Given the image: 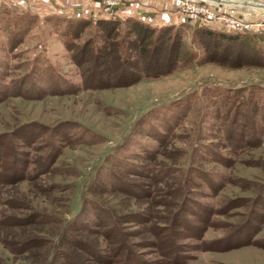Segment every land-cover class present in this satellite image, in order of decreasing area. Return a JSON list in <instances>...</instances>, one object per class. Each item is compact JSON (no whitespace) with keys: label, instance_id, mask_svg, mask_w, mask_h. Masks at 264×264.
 Returning a JSON list of instances; mask_svg holds the SVG:
<instances>
[{"label":"rangeland","instance_id":"1","mask_svg":"<svg viewBox=\"0 0 264 264\" xmlns=\"http://www.w3.org/2000/svg\"><path fill=\"white\" fill-rule=\"evenodd\" d=\"M94 1L0 0V181L8 180L0 188V197L8 198L14 207L6 211L13 217L0 227V244L2 239L14 247L29 244L32 252L29 260L11 257L0 245V264H36L35 261L43 264L45 254L42 245H37L43 236L42 229L33 222L32 213L36 210L60 213L66 206L67 215L72 217L82 205L80 197L86 181L103 184L100 188L111 187L108 184L113 174L125 168L138 169L143 159L155 154L158 178L164 172L178 171L183 175L189 173L193 179V192H189L188 201L184 199L188 206L186 211L181 210L184 224L192 225L191 229L186 227L190 231L195 226L202 227L203 239L217 240L213 242L215 248L193 251L195 239L190 231L182 226L174 228L181 247L177 256L195 253L187 264H264V250L244 244L250 239L264 242V64H238L242 47L234 46L236 49L211 55L212 44H209L211 58L206 61V53L195 41L192 27L194 24L238 31L253 40L251 45L261 47L264 8L218 5L231 16L260 23L239 31L218 20L207 22L184 14L177 3L181 22L189 24L180 28L182 46L171 70L139 81L125 78L114 81L94 70L96 65V69L109 70V62L98 68L101 64L89 60L84 64L87 78L109 79L117 85L86 90L71 62L72 52L65 45L68 39L83 41L92 36L90 25L75 40L68 32V24L75 23V14L102 17L100 5L99 10L92 9ZM77 3L90 4L76 11ZM122 4L115 8L113 16ZM167 51L165 45L161 56ZM222 57H229L231 65L219 63ZM11 131L14 137H1ZM28 143L31 147L47 146L46 153L54 147L51 151L57 155L51 163L53 169L47 172L45 163L40 170L30 173L31 181H25L23 161L18 159L19 163H14L18 155L15 158L12 151L15 146L20 154L30 155L33 150ZM121 179L127 191L99 193L110 202H120L118 206L114 204L117 214L131 217L141 213L142 208L162 214L166 209L168 214L180 210L157 203L147 207L144 200L134 206L125 194L154 184L168 195L174 184L134 173H126ZM85 194L94 197V193ZM160 198L158 195L156 201ZM227 202L228 208H221L209 227L194 214L201 208L199 203L211 209L217 203L220 208ZM130 219L133 218L120 224L130 234L124 240L143 260L154 263L158 253L150 243L151 233L131 236L142 224ZM154 223L166 224L159 218ZM105 224L106 229L111 227L108 220ZM76 237L82 242L69 241L60 248L73 253L76 264H108L107 231L104 236L89 232ZM225 244L233 247L226 248Z\"/></svg>","mask_w":264,"mask_h":264},{"label":"trees","instance_id":"2","mask_svg":"<svg viewBox=\"0 0 264 264\" xmlns=\"http://www.w3.org/2000/svg\"><path fill=\"white\" fill-rule=\"evenodd\" d=\"M76 18L75 23L68 24V32L74 35L75 40L80 38V34L83 30H87L88 26L91 25L90 30L93 28V34L91 37H88L83 41H71V39H68L66 40L65 45L66 49L72 52L71 62L78 69L82 77L83 88L86 90L91 88L102 89L104 87H112L115 84L114 82H109V79L94 81L95 79L92 80L87 78L84 64L89 60L90 62H92L91 60H95L96 64H101V67L98 68H103L102 65L109 62V66H111L109 70L104 71V69H96L98 65H96L94 70L98 72L100 71L101 74L108 75L112 80H114V78L119 80L125 78L130 81H139L149 75L155 76L168 69L171 70L175 66L174 64L178 56L177 52L182 46V31H180V28L182 25L189 24L187 22H180L177 24L166 23L154 25L149 21L135 16H129L123 19L117 16H102L97 18L77 16ZM192 27L194 29L195 41L206 53V61L211 58V53V55H214L215 53L222 54L225 49H230L232 47L234 49H239L242 47L243 55H240L236 61L238 64L248 66H261L264 64V40L260 44L261 47H257L251 45V42L253 41L252 39L244 37L242 35L243 33L238 31L213 29L207 26L194 24ZM209 44H212L211 53ZM248 44H250L251 47H247ZM165 45H167L168 51L165 55L161 56ZM234 46H236V48ZM167 57L169 59L162 62V60ZM218 62L222 65H231L229 57H222L221 61L218 60ZM93 65H95V63H93ZM116 85L117 84L114 86ZM16 132H18V130ZM6 134H3L1 137H14L12 131L7 135ZM27 146L29 149L33 150V153L30 155L28 153L26 155L20 154L15 146L12 147V151L14 152L15 158L16 155H18L14 163L18 164V159H22L23 161L25 181H31L32 175H30V173L33 174L35 169L40 170L41 166L45 163H47L46 171H51L53 169L51 163L55 161L57 155L56 152L52 153L51 151L54 147H50L49 151L46 153L44 149L47 148V146L31 147L29 143ZM230 146L233 147L232 144H230ZM3 152L4 151H2V154ZM22 155L25 157H21ZM155 157L156 154L150 157L147 156L146 159H143L144 161L140 166L143 169H139V167L138 169L131 171V169L125 168L120 170V173H112L111 183L108 184L111 185V187L100 188V185L103 184L86 181L83 185L85 192L94 193V197L90 198L89 195L84 192L80 197L82 205L76 213L72 214V217L67 215L69 210H67L68 207L66 206L60 213L47 212L44 210H36V213H32L33 222L38 224L42 229L43 236L42 239L37 241V245H42V253L45 254L43 264L78 263L77 259L74 257L75 255L71 252L67 253L60 249L61 246L66 243L69 244V241L78 244L81 241L80 239V241L76 239L78 234L81 235L82 233L95 232L104 236L106 231L108 238L104 237L107 243V252L105 253V260L107 261L105 262L108 264H187V260L194 258L196 256L195 253L194 255L187 254L184 256H177V250H181V247L176 242L179 233H176L177 230L174 231V228L177 229L181 226L187 230L189 229L186 225L190 227V229L192 227L191 224H184L181 210L186 211L185 206H188L187 201L188 198H190L189 192H193V179L189 173H184L183 175L179 174L178 171L176 174L169 171L164 172V175H161L158 178L156 172L158 173L159 170L154 167L157 166L156 164L154 165ZM164 168L166 170V167ZM126 173H134L136 175L153 178L155 181L164 182V184H174L175 186L170 190L168 195L164 194L159 188H155L154 184L145 187V189L128 190L129 193L126 192L125 194H127L128 198L132 200L134 206H138L139 202L144 200L147 207H152L157 203V205L166 204L170 207L176 206L180 208V210L177 213L173 212L168 214V210L166 209V214H162L159 211L155 212L144 210L142 208V210H140L141 213L131 215V217L129 215L123 216L117 214V207L114 204L117 203L118 206L120 205V202H110L108 197L105 198L103 195L100 196L99 193H105L106 190L109 192L116 191L122 193L127 191V188L124 186L125 182L121 179ZM203 176L204 179L208 180L206 175ZM5 177L8 179L9 176L6 175ZM7 183L8 180H1L0 188ZM212 191H215V189ZM186 194H188V196ZM158 195L162 198H160L159 201H156ZM185 197L187 201L184 200ZM199 205L201 207L200 210L194 214L203 225L209 227L213 224L212 217L215 214H220V211L222 210L221 208H226L228 202L220 208L217 203L216 207L211 209L203 207L201 203H199ZM12 208L14 207L8 198L0 197V227L6 225V222L12 219L13 215L6 214V211L10 209L12 210ZM253 210L255 211V209ZM128 218H133L130 220H138L137 222H141L142 224L139 226V229L131 232V236L151 233L153 239L150 243L155 247V250L158 253V258L154 263H147L143 260L138 253L130 249L128 246L130 244L124 240L130 234L123 231L120 224L126 222ZM158 218L160 219V222L163 221L166 222V224L161 225V223H154V220ZM107 220L111 226L109 229L105 228V222ZM194 229L195 232L189 230V233L192 234L195 239V242L191 247L193 251L207 250L216 247V245L213 246L214 241H208V239L202 238V232L204 230L202 227L197 228V226H195ZM233 243L234 242H232V244ZM246 243L264 250L263 241L261 242L260 240L250 239L244 242V244ZM0 245L1 248L7 251L11 257L19 256L27 258L28 260L32 257V252L29 251L31 245L29 244H23V247H14L10 242L2 239ZM224 246L226 248L233 247L231 244H225ZM90 248L91 246L88 245L87 249L90 250ZM91 253L93 252L91 251ZM35 263L40 264L38 261H35Z\"/></svg>","mask_w":264,"mask_h":264},{"label":"built area","instance_id":"3","mask_svg":"<svg viewBox=\"0 0 264 264\" xmlns=\"http://www.w3.org/2000/svg\"><path fill=\"white\" fill-rule=\"evenodd\" d=\"M126 0H99L100 12L103 16H113L115 8ZM179 10L187 15H194L203 21L218 20L221 23L228 24L234 29L245 31L260 23L237 18L227 14V11L217 8L218 5H235L231 4L233 0H176ZM254 2L256 4H264V0H239ZM242 6V5H239ZM252 7V6H251ZM255 8V7H254Z\"/></svg>","mask_w":264,"mask_h":264},{"label":"crops","instance_id":"4","mask_svg":"<svg viewBox=\"0 0 264 264\" xmlns=\"http://www.w3.org/2000/svg\"><path fill=\"white\" fill-rule=\"evenodd\" d=\"M90 4V3H89ZM89 4L77 3L76 11H82L83 6ZM92 9L99 10V0L94 1ZM94 10L91 13H94ZM76 16H82L75 14ZM116 16L119 18H126L129 16H135L140 19L151 22L154 25L164 24V22L179 23L182 21V14L177 9L176 0H126L116 12ZM95 18L96 15L90 16Z\"/></svg>","mask_w":264,"mask_h":264},{"label":"water","instance_id":"5","mask_svg":"<svg viewBox=\"0 0 264 264\" xmlns=\"http://www.w3.org/2000/svg\"><path fill=\"white\" fill-rule=\"evenodd\" d=\"M230 3L231 4H235V5H242V6H247L248 5V6H252V7H263L264 8V6H258L254 2H248V1L233 0V1H230Z\"/></svg>","mask_w":264,"mask_h":264},{"label":"bare ground","instance_id":"6","mask_svg":"<svg viewBox=\"0 0 264 264\" xmlns=\"http://www.w3.org/2000/svg\"><path fill=\"white\" fill-rule=\"evenodd\" d=\"M150 26V25H149Z\"/></svg>","mask_w":264,"mask_h":264}]
</instances>
